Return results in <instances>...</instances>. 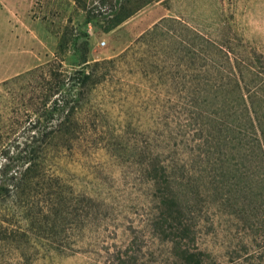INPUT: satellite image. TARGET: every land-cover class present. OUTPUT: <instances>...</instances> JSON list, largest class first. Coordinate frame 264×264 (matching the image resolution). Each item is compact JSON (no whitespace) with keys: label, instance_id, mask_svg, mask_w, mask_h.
Returning <instances> with one entry per match:
<instances>
[{"label":"rangeland","instance_id":"374dc122","mask_svg":"<svg viewBox=\"0 0 264 264\" xmlns=\"http://www.w3.org/2000/svg\"><path fill=\"white\" fill-rule=\"evenodd\" d=\"M145 1L113 26L115 13L94 7L97 1L81 11L73 0H0V82L50 60L65 26L84 20L91 56L117 58L112 78L95 93L90 140L59 162L66 180L96 196V216L68 253L5 252L0 264H119V257L127 264H171L169 245L147 227L144 169L152 146L161 158L176 162L175 168L187 163L186 177L198 190L188 204L196 246L207 263L264 264V189L240 197L233 176L224 190L214 183L224 160L213 156L228 116L212 107L215 77L208 71L213 66L208 52L216 49H228L232 60L239 50L264 56V0ZM168 17L184 25L161 21ZM245 136L254 139L250 132ZM206 150L216 165L205 163ZM224 165L230 175L238 169L261 176L248 161Z\"/></svg>","mask_w":264,"mask_h":264},{"label":"trees","instance_id":"16d2710c","mask_svg":"<svg viewBox=\"0 0 264 264\" xmlns=\"http://www.w3.org/2000/svg\"><path fill=\"white\" fill-rule=\"evenodd\" d=\"M73 1L81 11L94 1V7L110 9L115 13L113 26L147 3L141 0L127 7L124 3L129 0ZM161 21L182 24L173 17ZM86 22L65 26L50 60L0 82V257L5 252L17 257L68 253L96 216V196L77 190L59 169L65 153L90 140L97 121L95 93L116 69V57L91 56ZM229 53L228 49L208 52L213 61L208 71L215 77L209 94L212 107L228 116L226 133L217 139L220 151L211 153L214 160H224L217 164L216 188H227L233 176L234 194L241 197L264 189V56L239 50L232 60ZM248 132L254 136L253 142L244 137ZM148 153L144 196L149 233L169 245L171 264H208L205 251L196 246V224L192 204H188L198 190L186 177L187 163L175 168L176 162L161 158L153 146ZM211 153L206 150L203 155L209 166L216 165ZM226 160L251 162L261 169V176L255 178L238 169L230 175ZM118 259L119 264H127Z\"/></svg>","mask_w":264,"mask_h":264}]
</instances>
